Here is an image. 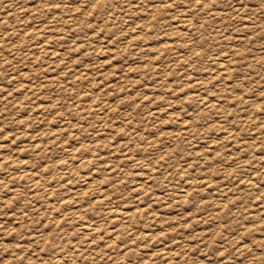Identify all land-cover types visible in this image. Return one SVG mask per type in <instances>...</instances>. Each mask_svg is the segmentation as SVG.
<instances>
[{"label": "rangeland", "instance_id": "rangeland-1", "mask_svg": "<svg viewBox=\"0 0 264 264\" xmlns=\"http://www.w3.org/2000/svg\"><path fill=\"white\" fill-rule=\"evenodd\" d=\"M0 264H264V0H0Z\"/></svg>", "mask_w": 264, "mask_h": 264}]
</instances>
